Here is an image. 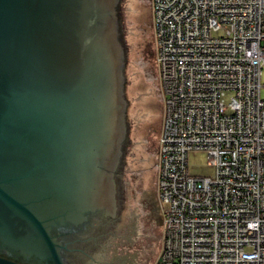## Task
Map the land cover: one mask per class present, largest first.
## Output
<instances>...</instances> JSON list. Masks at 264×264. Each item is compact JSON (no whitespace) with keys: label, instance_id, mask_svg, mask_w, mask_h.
<instances>
[{"label":"water","instance_id":"1","mask_svg":"<svg viewBox=\"0 0 264 264\" xmlns=\"http://www.w3.org/2000/svg\"><path fill=\"white\" fill-rule=\"evenodd\" d=\"M119 6L0 0V248L23 259L63 264L57 238L100 206L121 157Z\"/></svg>","mask_w":264,"mask_h":264},{"label":"built area","instance_id":"2","mask_svg":"<svg viewBox=\"0 0 264 264\" xmlns=\"http://www.w3.org/2000/svg\"><path fill=\"white\" fill-rule=\"evenodd\" d=\"M150 4L163 102L154 264H264V0ZM190 151L207 153L212 178L188 175Z\"/></svg>","mask_w":264,"mask_h":264},{"label":"rangeland","instance_id":"3","mask_svg":"<svg viewBox=\"0 0 264 264\" xmlns=\"http://www.w3.org/2000/svg\"><path fill=\"white\" fill-rule=\"evenodd\" d=\"M119 16L126 57L127 100L123 182L125 201L108 247L91 264H154L160 252L162 221L157 200V138L163 102L157 69L150 0H120ZM222 31L212 33L219 36ZM260 96L264 99V69ZM188 175L212 178L205 151L186 155Z\"/></svg>","mask_w":264,"mask_h":264},{"label":"flooded vegetation","instance_id":"4","mask_svg":"<svg viewBox=\"0 0 264 264\" xmlns=\"http://www.w3.org/2000/svg\"><path fill=\"white\" fill-rule=\"evenodd\" d=\"M125 140L121 147V157L114 163L110 176L104 182V192L100 206L85 213V220L73 229H66L57 238L59 254L63 264H91L97 254L108 247L119 221V214L125 201L123 170L125 159ZM0 256L16 259L26 264H51L39 262L34 258L23 259L19 253L0 248Z\"/></svg>","mask_w":264,"mask_h":264},{"label":"trees","instance_id":"5","mask_svg":"<svg viewBox=\"0 0 264 264\" xmlns=\"http://www.w3.org/2000/svg\"><path fill=\"white\" fill-rule=\"evenodd\" d=\"M122 25V24H121Z\"/></svg>","mask_w":264,"mask_h":264}]
</instances>
